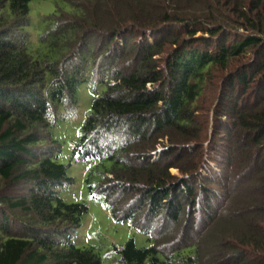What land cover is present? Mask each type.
I'll return each mask as SVG.
<instances>
[{
	"label": "trees",
	"instance_id": "16d2710c",
	"mask_svg": "<svg viewBox=\"0 0 264 264\" xmlns=\"http://www.w3.org/2000/svg\"><path fill=\"white\" fill-rule=\"evenodd\" d=\"M30 1L0 0V264H104L70 238L88 207L59 195L73 178L53 158L83 81L102 86L72 155L148 242L105 264H264V0H62L37 47ZM233 131L248 150L228 181ZM187 222L201 240L181 243Z\"/></svg>",
	"mask_w": 264,
	"mask_h": 264
},
{
	"label": "rangeland",
	"instance_id": "374dc122",
	"mask_svg": "<svg viewBox=\"0 0 264 264\" xmlns=\"http://www.w3.org/2000/svg\"><path fill=\"white\" fill-rule=\"evenodd\" d=\"M57 7L68 9V5L62 0L30 1V21L26 26V29L30 34L29 44L31 47H37L40 44L39 33L46 25V20H44L42 16L55 11ZM101 86L102 85L96 87L94 86V88L88 81H83L77 84L76 110L71 117L59 121L58 124L54 126L52 132L53 136L61 144L60 151L57 152L53 158L58 162L67 165V173L73 178V183L71 185L59 188V195L67 202H83L88 207L87 211L81 216L79 228L70 238L77 247H91L99 254L105 264L112 257L117 255L115 248H119L127 239L133 237L138 246L147 245L148 242L147 236L144 233L134 229L126 221H115L111 216L109 208L106 206L104 198L101 195H96L91 192L87 176L92 172L97 160L93 158L85 159L72 155L73 142L80 136L81 126L87 113L89 112L91 100L101 89ZM236 129L238 130L237 126L235 127V130ZM237 138L238 140H236V134L234 135L233 131L230 136L231 142H234V144L240 143L241 148L237 151H235L234 148L232 149L233 154H230L229 163H226L224 166L227 170L225 173L229 176L228 181L232 180L234 173H241L245 165L243 162V156L248 148L243 147V145L246 142L248 143V139H246L242 133H240ZM252 159L255 160V156H252ZM172 172L176 173V169H172ZM89 178L91 182L96 183L99 180V175L93 174ZM245 186H247V184L240 185L238 188L242 189ZM216 188L219 189L218 191L221 190L220 186H217ZM131 198L132 197L130 196V199ZM230 204L231 202L224 200L214 201L211 208V211H214V213L211 214L217 216L224 213L227 211L226 208H228ZM220 205H222L221 208H219ZM237 211L238 213H242L244 215L248 214V211L246 212V210L242 207H240ZM203 215L205 216V214ZM195 225H197V223L193 224L192 228H189L188 222L185 224L183 235H181V243L191 244L194 239L201 240L202 234L204 233L203 229H207V227L205 226V228L200 229L196 228ZM209 225L210 223H207V226ZM173 227L174 225L172 224L170 228H168L171 229ZM163 229V227L158 228L157 225L156 229L153 227L152 234L155 236L159 233V230L161 231ZM205 243L204 241H201V244L199 245L202 260L203 256L207 253V244Z\"/></svg>",
	"mask_w": 264,
	"mask_h": 264
}]
</instances>
